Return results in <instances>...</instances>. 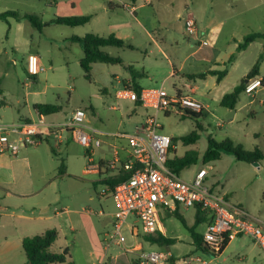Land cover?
I'll use <instances>...</instances> for the list:
<instances>
[{
    "label": "rangeland",
    "instance_id": "374dc122",
    "mask_svg": "<svg viewBox=\"0 0 264 264\" xmlns=\"http://www.w3.org/2000/svg\"><path fill=\"white\" fill-rule=\"evenodd\" d=\"M155 1H162L169 10L153 15L150 23L144 22V26L151 30L156 29L160 34L181 31L183 23L179 22L177 11L180 10V18H184L185 22V4L190 5L191 0ZM107 2L108 0H0L2 12L18 11L37 15L43 23L40 32L26 20L10 18L0 22V89L10 103L8 109H0V121L9 122L22 117L36 120L33 104L42 102L58 105L62 109L58 115L48 118L49 122H65L73 111L80 108L86 112V126L115 132V128L124 121L121 111L115 110V69L121 68L115 64L97 62L92 66L91 79H87L80 66V59L84 55L82 46L71 40L73 35H109V29L115 26V10L107 13ZM118 15L119 21L124 23L136 22L128 13L121 12ZM81 16L92 18L87 25L77 28L53 23L57 17ZM138 17L142 20L139 14ZM258 23L259 21L254 22L256 26ZM262 50L260 45L251 48L246 62H251L254 57L258 58L264 52ZM103 51L112 57L120 54V50L115 47H106ZM31 54L39 55L46 69L37 77H31L28 73V59ZM157 60L158 70L152 81L157 82V86H163L169 95H173L170 82H163L165 75L162 73L164 64L160 65L161 57ZM0 104H4V100H0ZM254 108L258 113L255 119L250 116L249 109L238 114L235 126L244 130L245 134L237 133L235 136L230 134L232 128L229 127V116H233V112L229 109L224 113L208 116L205 124L199 123L202 122L201 118L191 119L178 110L160 113L159 119L163 126L162 133L172 138V158L188 154H196L199 158L181 172V177L192 181L202 168L207 169L208 186L217 184L219 194L226 195L229 202L237 208L246 210L264 228V159L249 164L237 161L232 154H223L219 161L204 164L202 160L209 146V136L217 142L229 139L234 144H241L248 151L259 146L264 152V137L257 141L252 136L247 137L248 133L254 131L264 132V107L256 104ZM146 112L145 109H138L137 118H141ZM121 129L132 132V128L126 123ZM193 133L200 135L195 144L185 145L180 140L181 137ZM53 144V141L50 144L44 142L37 148L43 157L42 166L52 182L46 191L47 200L52 206L51 210L56 207L58 211H69L58 219V223L65 230L68 240L76 242L73 252L77 263L92 264L89 256L91 237L103 241L105 234H112L113 219L110 216H100L99 213L102 210L112 212L114 202L100 196L101 188L97 183L94 184L96 176L83 174L87 161L81 145L69 139L68 146L64 145L62 151L54 155L51 152ZM62 162L66 167L64 173L59 172ZM196 213L195 208L180 206L179 214L186 221L184 225L177 216H170L163 209L158 210L159 229L167 237L176 240L171 250L179 257L194 254L210 261L209 264H264V250L247 237L233 240L218 256L196 250L190 230L194 227ZM91 225L97 230L95 236L91 232ZM70 226L76 229L75 232L70 230ZM205 229L206 223L194 228L201 234ZM127 237L130 240L128 235ZM151 247L152 245H147L146 250H151ZM116 252H121L116 246L109 251Z\"/></svg>",
    "mask_w": 264,
    "mask_h": 264
},
{
    "label": "crops",
    "instance_id": "0c3cea01",
    "mask_svg": "<svg viewBox=\"0 0 264 264\" xmlns=\"http://www.w3.org/2000/svg\"><path fill=\"white\" fill-rule=\"evenodd\" d=\"M131 1L139 5L134 17L136 22L131 24L119 21L118 14L121 12L128 13V11L118 2L108 0L106 5L107 13L115 10V26L109 29L108 36L115 35L133 46V49L118 48L120 54L115 56V58L122 60V64H115V66H120L121 68V70L115 69V110L121 111L124 121H121L115 128V132L93 126H86L87 130L94 129L105 134H129L128 131L121 129L125 123L133 131L134 127L142 122L146 113L138 119V109L145 108L140 103L119 97V92L123 88L135 90V87H138L143 90L158 87L157 82L154 83L152 81L155 72L158 70V57H161L160 65L164 64L162 73L165 76L163 82H170L173 95H190L204 104L205 109L200 114L202 122L198 121L199 123L205 124L208 116H212L215 113L226 112L225 110L228 108L221 106V100L240 84L241 80L249 73L250 68L256 64L260 55L264 53L262 52L258 58L254 57L251 62H246L248 61V53L254 46L260 45L263 49L262 51H264V39H259L253 42L245 51L236 54L238 42L242 41L245 36L251 33L264 34V0H191L190 5L185 4V20L193 18L196 21L198 31L194 36H189L185 32V22L184 18H180V10L177 11V16L179 17V22L183 23L181 31H176L173 34H160L156 29L151 30L145 27L144 22L150 23L153 15L163 13L169 8L164 6L162 1L151 0L148 5H144L142 0ZM3 13L2 8H0V15ZM19 13L24 15L21 12ZM138 14L142 20L139 19ZM2 21L0 20V22ZM255 21H259L258 26L254 24ZM1 31L2 26L0 25ZM203 42H207V45H204ZM234 54H236V59L228 64ZM245 62L246 66H244ZM225 69L228 70V73L221 81L218 80L217 76L211 74L213 71H223ZM259 78L262 79V82L264 81V59L261 63ZM0 100H4V104H0V109H8L10 103L4 98V91L1 89ZM35 104L48 103L35 102L33 106ZM256 104L264 107V85L257 91L254 98L243 93L236 107L229 109L233 112V116H229V127L232 128L230 134L234 136L237 133H240V135L245 134L244 130L235 126L238 114L249 109L250 116L255 119L258 117V113L254 108ZM35 113L38 119L41 114L36 111ZM55 115H58V113L45 117L48 121V118ZM36 120L22 117L7 123ZM48 123L62 124L63 122L48 121ZM248 134L247 137L251 138L252 136L255 141L264 137V132L262 131H254ZM69 139L78 144L73 139L71 132L65 135L61 143H58L55 137H49L42 143L50 144V141H53L51 152L56 155L62 151V147L68 143ZM101 139L102 146L95 150L94 153L96 162L103 164L110 159L114 149L118 150L124 159L128 157L129 150L126 139H118L111 136H103ZM41 144L22 148L17 157L0 154V264H27V256L23 248L24 239L43 234L49 230H57L59 233L52 250L60 253L65 249H69L72 261L78 264L73 252L76 242L68 240L65 230L58 223V219L69 211H58L56 207L51 210L52 206L47 200L46 191L52 182L42 166V154L37 150ZM83 153L87 166V151L84 148ZM97 155H100L98 159H96ZM83 174L96 176L97 179L94 184L97 183L99 188L102 187V175L94 172L88 173L86 167ZM207 181L208 179L206 178ZM216 185L211 187L212 189L215 188L213 189V191L216 190L215 192H217V187H219ZM102 198L112 199L111 197ZM51 211L54 213H51ZM114 211L115 207L112 212L102 210L99 215L110 216L114 220ZM113 220L111 226L113 225ZM91 229L95 236L97 230L93 225H91ZM70 230L75 232L76 229L70 226ZM160 235L170 238L163 234L161 229L151 236L156 238ZM90 244L89 256L92 264H100L105 256L103 241L91 237ZM175 244L176 242L169 246H160L151 244L146 240L142 243L145 249L147 245H152L150 251L171 253L173 261L191 255L186 254L179 257L175 251L171 250ZM195 249L197 250L196 247ZM107 262L109 264H136V255L123 252L108 253Z\"/></svg>",
    "mask_w": 264,
    "mask_h": 264
},
{
    "label": "built area",
    "instance_id": "2783aa9c",
    "mask_svg": "<svg viewBox=\"0 0 264 264\" xmlns=\"http://www.w3.org/2000/svg\"><path fill=\"white\" fill-rule=\"evenodd\" d=\"M114 1L135 17L138 4L131 0ZM142 1L144 5L151 2ZM184 27L189 36L197 34V24L193 18H187ZM203 44L207 45V42ZM45 71L40 56L31 54L28 59L29 75L37 77ZM262 87V79H251L246 84L245 94L254 98ZM119 97L140 103L147 111L132 133L105 134L94 129L87 130L86 112L79 108L62 124H50L44 115L30 122L0 121V154L17 157L24 147L38 146L49 137H55L61 143L65 135L71 132L73 139L87 151L88 173L102 175V183L123 171L130 175L114 188L102 184L100 196L111 197L115 211L112 234L107 233L103 239L105 256L100 264H109L108 253L113 246L123 253L135 254L136 264H209L210 261L192 254L173 261V255L169 252L148 251L143 247L145 237L159 230L158 210L163 209L168 214L177 211L180 206L195 208L206 216L202 240L209 254L218 255L226 243L238 237L250 238L264 250V228L246 210L237 208L225 195L208 186L207 169L202 168L192 181H186L167 167L172 138L162 133L160 113L182 109L200 114L205 109L204 104L190 95H169L163 86L140 92L123 88ZM103 136L126 139L128 157L124 159L114 149L110 159L103 164L96 162L94 153L102 146Z\"/></svg>",
    "mask_w": 264,
    "mask_h": 264
},
{
    "label": "trees",
    "instance_id": "16d2710c",
    "mask_svg": "<svg viewBox=\"0 0 264 264\" xmlns=\"http://www.w3.org/2000/svg\"><path fill=\"white\" fill-rule=\"evenodd\" d=\"M13 18L16 20H28L32 26L38 31H42L43 23L37 15L24 14L21 15L18 11H9L0 15V20L8 21V19ZM91 16H81V17H57L53 20L54 24L61 26H68L72 28L85 26L91 21ZM259 39H264V34L261 33H251L245 36L242 41L238 42V47L236 54L245 51L253 42ZM72 41L79 43L83 49V57L80 59V66L85 72L87 79L92 77V66L97 62H102L106 64H122L120 58H115L110 56L107 52L103 51L106 47L115 48H128L133 49V46L127 43L123 39L117 38L115 35H110L108 37L99 36L97 34L89 33L83 37L74 36L71 38ZM236 54L231 56L229 63L236 59ZM264 59V53H262L257 60L256 64L252 67L250 72L245 78H243L240 84L231 92L226 94L221 100V106L234 109L240 99V96L245 93V87L249 80L260 76V67ZM228 73V70L223 71H213L211 74L217 76L218 80L221 81ZM264 85V81L262 82ZM137 92H140V88L135 87ZM33 109L41 115L50 116L59 113L62 109L58 105L54 104H35ZM178 112H183L185 116L198 120L200 114L192 113L190 111H185L179 109ZM30 122V121H29ZM200 138L199 133H193L188 136L181 137V141L185 145L195 144ZM175 141V139H173ZM209 146L205 153L203 154L202 160L204 164L219 161L223 154H232L235 156L236 160L239 162H245L249 164L257 163L264 159V154L259 147H255L253 151L245 150L241 144H234L231 140H225L223 142H217L211 136L208 138ZM174 152L173 147L170 150V155L167 161V167L176 173L181 175V172L193 165L199 159L196 154H188L182 157H171V153ZM65 163H61L59 169L60 173L65 172ZM127 172H120L115 174V176H110L104 180L105 184L110 185L112 188L116 187L119 183L129 178ZM102 183V184H104ZM170 216H177L186 225V221L182 215L179 214V209L173 213H168ZM207 221L206 216L198 210L195 217L194 227H192L191 233L193 238V243L197 250L209 254V249L203 244L202 234L197 233L194 228L197 225H201ZM57 230H49L43 234H39L33 237L25 238L23 241V248L27 256V264H76L72 261L70 257L69 249H65L60 253L54 252L52 247L58 238ZM145 240L151 244H158L160 246L171 245L176 242L174 239L166 238L162 235L159 237L147 236ZM229 245L226 243L223 250L218 254L220 255ZM215 255V256H218Z\"/></svg>",
    "mask_w": 264,
    "mask_h": 264
},
{
    "label": "water",
    "instance_id": "95a60500",
    "mask_svg": "<svg viewBox=\"0 0 264 264\" xmlns=\"http://www.w3.org/2000/svg\"><path fill=\"white\" fill-rule=\"evenodd\" d=\"M257 165V164H256Z\"/></svg>",
    "mask_w": 264,
    "mask_h": 264
}]
</instances>
